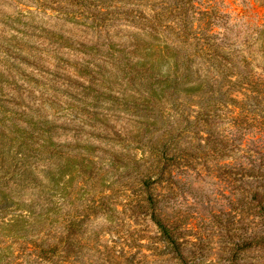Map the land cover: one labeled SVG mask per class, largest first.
I'll list each match as a JSON object with an SVG mask.
<instances>
[{
    "label": "rangeland",
    "instance_id": "obj_1",
    "mask_svg": "<svg viewBox=\"0 0 264 264\" xmlns=\"http://www.w3.org/2000/svg\"><path fill=\"white\" fill-rule=\"evenodd\" d=\"M144 41L189 66L179 73L192 82L210 75L211 116L198 118L204 91H182L188 105L160 101L163 129L153 136L142 129L150 109L117 83L120 61L136 63L131 51ZM103 72L110 77L105 94L83 92ZM0 74L47 89L43 100L29 96L30 108L19 109L65 115L48 118L54 156L69 163L51 175L47 154L25 157L24 146L0 136V145L19 152L16 162H26L25 171L7 175L0 167V264H230L221 224L230 235L259 227L256 211L240 201L264 197V0H0ZM94 96L97 104L84 101ZM188 119L195 125L179 139L187 154L169 157L156 184L181 260L151 218L142 179L156 156L152 145ZM209 129L217 151L197 157L192 142L204 144ZM78 140L92 142V151L77 148ZM8 156L0 148V165ZM236 264H264V244L244 249Z\"/></svg>",
    "mask_w": 264,
    "mask_h": 264
},
{
    "label": "trees",
    "instance_id": "obj_2",
    "mask_svg": "<svg viewBox=\"0 0 264 264\" xmlns=\"http://www.w3.org/2000/svg\"><path fill=\"white\" fill-rule=\"evenodd\" d=\"M157 33H155L154 38L157 39ZM166 47V46H165ZM164 47V48H165ZM157 51V53H153V51ZM134 55H137L138 60L132 66V60L130 58H126L120 61V65L118 68L123 71L122 75H120L119 80L117 83L125 92L129 90L135 92L140 96L139 102L142 104L141 106L144 107V111H148L147 115L145 116L144 121H140L139 123L142 124V129H146V132H150L149 135L153 136L156 132L160 131L165 127V121L162 119V108L158 107L160 105L161 100H165L166 102L171 101L173 103L180 102L185 105H188V101H184L181 93L182 91L187 93L188 91H199L202 90L200 94V99L198 100V118L205 116H211V112L214 109H209L211 106L210 101L206 98L208 97V91L205 89V85H209L210 75H205L203 79H198L197 81L190 80L188 73L180 72L179 68L183 66L186 68L187 65L185 63L179 62L174 60V56L170 54L167 48L164 50L161 49L160 46L156 45L155 43H150L144 41L143 45H135V49L131 51ZM122 63V65H121ZM88 67L80 68L81 74H86L90 76ZM135 68L136 71H133ZM189 66H187V69ZM130 71H132L130 73ZM100 79L96 78L100 84L95 85L93 84L92 77L88 79L90 85L84 87L85 92L87 89H92V87L97 88L95 92H101L105 94V92L110 88V77L103 72L100 75ZM32 80V79H30ZM31 82V81H30ZM181 83L184 87H181ZM8 86H12L8 88ZM8 88L9 91L8 95H11L10 98H5V88ZM45 90L47 89H39L38 86H31L25 87L23 83H19L17 79H13L12 82L10 81L9 76L1 75L0 74V136L9 138L11 141H17L22 146H24L23 156L28 157V155L38 156L41 152H44L48 155L49 163H48V170H50V174L52 175L55 171H64L69 168V163L64 164L58 156H54V149L56 147V137L51 134L53 129H49L51 127L50 119L48 115H53V117L61 118L65 117V115H61L57 117V115L51 113L48 109H45V113L40 112L42 108L36 109V112H24L20 111L19 108L25 107L30 108L29 104L31 102L29 96H36L37 98L43 100L45 97ZM13 91V94H12ZM72 95L80 96V93H76V91H70ZM37 93V94H36ZM26 94L27 96H25ZM97 94V93H96ZM187 98V95H185ZM220 96V95H219ZM213 95L214 102L218 103L220 101V97ZM51 97H48L49 101ZM89 98V97H88ZM25 99H28L27 101ZM168 99V100H167ZM87 103H98V97L94 96L92 100H84ZM53 103V102H52ZM103 104V101L101 102ZM138 107V106H136ZM44 110V109H43ZM213 114V113H212ZM215 115V114H214ZM180 127L171 133L168 136H160L158 140L152 145L151 149L152 155L154 159L151 160L152 164L148 168V171L143 176V184H144V191L145 200L147 201V205L150 210V215L154 223L157 225L159 231L161 232V236H163L168 243H171L175 246V255L179 259H183V253L176 244L174 239L173 231L175 230L174 227L171 226L169 220L164 215V198L163 194L156 193L158 191L157 186L161 183V176L165 173L170 161H173V158L176 156H181V154H187V147L184 150H181V145L179 139L182 135L186 134L189 129L194 127L195 120H186L185 122L178 123ZM149 126H153L151 129ZM38 128L40 131H35V128ZM51 131V132H50ZM199 132H197L198 134ZM206 141L204 144L200 142L196 143L195 141L192 142V148L196 149L197 152L195 156L201 154H208L214 153L217 151V138L215 137V132L211 131V129L206 130ZM140 146L145 147L146 139H139L137 141ZM92 142H89V145ZM76 147L80 149H87L90 152L92 148L87 145H80L79 140L76 143ZM1 150L3 152L9 154V156L1 161V170L4 172V175L14 173V169L26 170L25 164L18 163L16 160H19L20 154L18 151H12L13 146L6 147L5 145H0ZM7 148V149H6ZM20 149V150H21ZM104 150V154L108 153V149L100 148ZM173 155H170V154ZM181 153V154H179ZM158 155V156H157ZM188 156V155H185ZM173 157V158H169ZM24 157L21 156V159ZM184 163L190 165L189 158L186 157L183 160ZM91 165H96L94 161H92ZM156 178L154 179V177ZM158 184V185H156ZM154 185V187H151ZM156 185V186H155ZM4 202L8 197L7 194L3 195ZM242 197L240 201L241 208H245L249 211L255 210V215L259 217L258 221V228L253 231L250 235H247V231H241L239 233H235L234 235L231 234V229L229 225L221 224L222 230L219 232H224L223 243L224 249L228 250L229 259L228 261L230 264H236L237 261L240 260V253L248 248L252 247L253 245H260L264 244V197L259 198L257 194L251 197ZM257 202L256 204H252L253 202ZM220 227V228H221ZM70 228H74V224H71L67 230ZM71 232V231H70ZM200 244L199 250L201 253L202 246L204 241L200 238L198 239ZM56 245H49L48 252L53 253L54 248ZM197 259L196 251L192 253V258L190 259L191 262H195Z\"/></svg>",
    "mask_w": 264,
    "mask_h": 264
}]
</instances>
